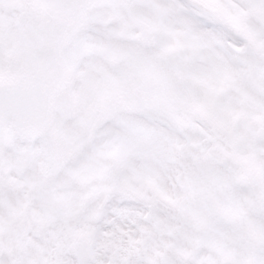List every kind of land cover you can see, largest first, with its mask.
<instances>
[{
  "label": "snow or ice",
  "instance_id": "snow-or-ice-1",
  "mask_svg": "<svg viewBox=\"0 0 264 264\" xmlns=\"http://www.w3.org/2000/svg\"><path fill=\"white\" fill-rule=\"evenodd\" d=\"M0 264H264V0H0Z\"/></svg>",
  "mask_w": 264,
  "mask_h": 264
}]
</instances>
